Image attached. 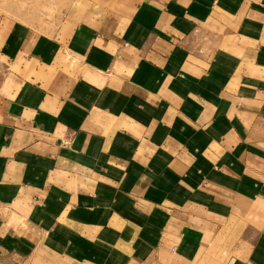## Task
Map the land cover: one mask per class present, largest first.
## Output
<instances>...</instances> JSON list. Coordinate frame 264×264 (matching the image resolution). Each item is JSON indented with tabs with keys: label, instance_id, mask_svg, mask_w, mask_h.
<instances>
[{
	"label": "crops",
	"instance_id": "obj_1",
	"mask_svg": "<svg viewBox=\"0 0 264 264\" xmlns=\"http://www.w3.org/2000/svg\"><path fill=\"white\" fill-rule=\"evenodd\" d=\"M264 264V0H93L0 22V255Z\"/></svg>",
	"mask_w": 264,
	"mask_h": 264
},
{
	"label": "rangeland",
	"instance_id": "obj_2",
	"mask_svg": "<svg viewBox=\"0 0 264 264\" xmlns=\"http://www.w3.org/2000/svg\"><path fill=\"white\" fill-rule=\"evenodd\" d=\"M93 0H0V22L19 20L40 29L57 28L60 23L78 15ZM0 264H75L44 250L33 254L0 255Z\"/></svg>",
	"mask_w": 264,
	"mask_h": 264
}]
</instances>
